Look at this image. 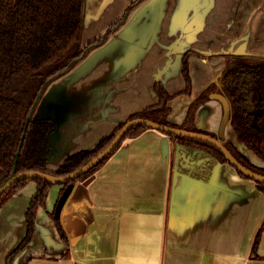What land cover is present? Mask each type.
<instances>
[{"label":"crops","instance_id":"crops-1","mask_svg":"<svg viewBox=\"0 0 264 264\" xmlns=\"http://www.w3.org/2000/svg\"><path fill=\"white\" fill-rule=\"evenodd\" d=\"M132 1L87 0L83 39L103 35ZM224 1L144 0L102 45L52 82L35 112L56 122L48 169L92 149L118 124L156 104V78L169 94L182 91L184 52L201 57L187 59L190 95L171 102L168 120L177 126L222 73L220 54L264 58V21L249 19L248 30L243 25L230 34L220 22ZM260 12L258 5L250 11ZM222 116L220 102L210 99L195 111L192 126L215 135ZM224 140L264 169L229 123ZM36 188L29 182L0 208V264L26 234L24 215ZM60 190L50 188L34 238L13 264H264L251 257L264 222V193L208 152L177 145L171 154L156 130L125 140L96 173L73 187L60 215L69 246L50 217ZM257 255L264 258V233Z\"/></svg>","mask_w":264,"mask_h":264},{"label":"trees","instance_id":"trees-1","mask_svg":"<svg viewBox=\"0 0 264 264\" xmlns=\"http://www.w3.org/2000/svg\"><path fill=\"white\" fill-rule=\"evenodd\" d=\"M142 1L144 0H133L103 35L84 45L87 0H0V187L13 174L38 172L62 177L73 173L105 150L123 125L134 119H147L162 126L216 138L214 134L192 126L191 122L195 111L210 100V95L214 93H221L227 98L230 104L229 125L239 141L264 161V115L259 116L256 126H253L251 113L253 107L264 109V58L232 52L220 54L225 59V68L216 81L192 102L183 124L177 126L168 120L171 102L177 97L190 95L191 78L187 59L192 54L201 57L196 52L186 51L181 58V73L185 83L182 91L171 95L161 81L155 80L153 90L158 98L156 104L147 106L131 115L126 122L118 124L110 135L101 139L92 149L72 154L55 171L48 169L50 136L56 126L51 119L34 118L43 94L52 82L67 74L93 49L102 45L125 23L130 11ZM147 130L152 129L135 126L129 130L111 154L75 180L52 184L41 179H23L14 182L3 192L0 196V208L12 194L22 190L29 182L32 181L37 186L24 215L26 234L7 255L6 264H13L32 242L38 211L45 207L53 185H60L61 190L50 217L60 240L69 246L61 216L55 215V206L65 188L70 184L74 187L87 180L108 161L125 140L134 139ZM158 132L166 137L171 154L177 145H185L208 152L220 162L229 164L221 151L207 142ZM222 144L242 166L264 176V169L254 166L233 143L223 141ZM237 173L251 180L240 172ZM253 182L264 193V183ZM263 233L264 222L252 246L251 257L255 259L264 260L257 255Z\"/></svg>","mask_w":264,"mask_h":264},{"label":"water","instance_id":"water-1","mask_svg":"<svg viewBox=\"0 0 264 264\" xmlns=\"http://www.w3.org/2000/svg\"><path fill=\"white\" fill-rule=\"evenodd\" d=\"M235 54H244L243 52H235ZM210 99L217 100L220 102L223 108V116L220 121V125L218 128V136L217 138H213L210 136L194 133V132H188L181 129L171 128L167 126L159 125L153 121L147 120V119H134L131 121H127L123 127L119 130L115 138L112 140V142L108 145V147L103 150L101 153H99L96 157H94L90 162H88L83 167L79 168L78 170L74 171L73 173H70L68 175L62 176V177H56L52 175L42 174L38 172H27V173H21L17 175H12L1 187H0V196L3 192H5L14 182L18 180L23 179H41L47 182H50L52 184H61L66 181L75 180L78 177L88 173L91 169H93L96 165H98L105 157H107L109 154H111L114 149L117 147V145L121 142L125 134L134 128L135 126H146L148 128H151L152 130L160 131V132H166L172 135H178L182 137H188L192 139H197L200 141L207 142L213 146H215L217 149L221 151L225 159L229 162L231 166H233L238 172L243 174L244 176L250 178L253 181L264 183V176L256 174L244 166H242L232 155L231 153L224 147L222 144V141L225 139V129L227 124L229 123L230 118V104L227 100V98L223 94L214 93L210 95ZM253 115L252 119V125L256 126L257 118L259 116L264 115V109H258L254 108L251 111ZM35 119H51L56 126V122L53 118H38L34 117ZM51 137V136H50ZM52 146V141H51ZM73 190V185H68L63 193L61 194L60 198L57 201V204L55 206V215L59 217L61 215V212L63 210V207L68 200L71 192Z\"/></svg>","mask_w":264,"mask_h":264},{"label":"rangeland","instance_id":"rangeland-1","mask_svg":"<svg viewBox=\"0 0 264 264\" xmlns=\"http://www.w3.org/2000/svg\"><path fill=\"white\" fill-rule=\"evenodd\" d=\"M255 5L259 6L261 12L259 14L253 13L251 15L250 13L251 8L254 7ZM224 7H225V13L222 14V17H220V22L222 23L223 27L228 26L226 27V29L227 32H229L230 34H232V32H236L237 29L242 28L243 25H244V29L248 30L247 28H249V19H251L254 22L255 18L259 16L261 17V20L264 21V0H225ZM244 34L245 33H243V35ZM246 35L244 36V39L248 37V33ZM188 38L189 40H192L195 39V36L191 35ZM85 39H83L84 45L88 43L87 41H90L87 40V37ZM197 39L200 40V37ZM156 80H159L162 83L164 82L160 78H156ZM44 208L45 207H43L41 210H44Z\"/></svg>","mask_w":264,"mask_h":264},{"label":"flooded vegetation","instance_id":"flooded-vegetation-1","mask_svg":"<svg viewBox=\"0 0 264 264\" xmlns=\"http://www.w3.org/2000/svg\"><path fill=\"white\" fill-rule=\"evenodd\" d=\"M189 51V50H188ZM185 53V52H184ZM183 56V55H182ZM225 68V67H224ZM221 94V93H220ZM229 120H230V118H229ZM234 132V131H233ZM235 133V132H234ZM235 135H236V133H235ZM215 136H216V138H217V136H218V133L217 134H215ZM237 136V135H236ZM237 139H238V137H237ZM223 141H227V140H223ZM222 141V142H223ZM245 147V146H244ZM246 148V147H245ZM249 150V149H248ZM246 157V156H245ZM247 158V157H246ZM248 159V158H247Z\"/></svg>","mask_w":264,"mask_h":264}]
</instances>
